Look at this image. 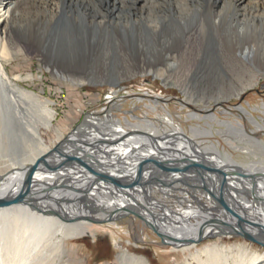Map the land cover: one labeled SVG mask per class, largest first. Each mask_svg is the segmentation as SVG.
<instances>
[{
	"label": "bare ground",
	"instance_id": "bare-ground-1",
	"mask_svg": "<svg viewBox=\"0 0 264 264\" xmlns=\"http://www.w3.org/2000/svg\"><path fill=\"white\" fill-rule=\"evenodd\" d=\"M38 1L53 15L56 27L67 13L63 0L61 4ZM248 2L231 0L229 4L236 13ZM16 4L15 0H0V198L11 200L0 204V264H63L68 239L89 234L100 220L132 213L166 237H161L167 243L162 245L185 253L184 264H264V251L253 248V243L264 246V139L259 136L264 124L249 117L256 125L249 128L238 118L222 119L209 112L204 117L189 114L190 118L205 119L209 126L192 125L189 133L174 124L170 113L165 118L169 130L159 129L150 119H144L145 127L126 119L125 127L113 112L104 113V108L72 133L70 148L64 144L50 148L41 129L51 126L57 115L52 102L20 84V80L32 79L31 73L12 75L4 63L23 52L19 42L7 38L5 30ZM259 6L264 7V0L244 14L256 18ZM247 52L242 56L245 60L251 55ZM50 69L58 78L83 83L78 77ZM166 69L158 68L156 73L165 75ZM114 93L107 97L112 103L109 109L119 103ZM239 109L249 114L243 107ZM261 111L264 113V105ZM223 112L228 115L229 111ZM9 120L20 128L19 151L8 143ZM214 123L225 128H214ZM214 129L235 150L253 156L252 161L239 163L225 147L220 149V141L208 139L204 144V139H199L213 136ZM33 166L37 167L26 192ZM211 167L220 173L206 171ZM108 174L117 177L112 180ZM174 189L184 190L176 195L179 206L167 199ZM158 191L162 195L158 196ZM20 196L22 199L15 201ZM47 203L51 206H45ZM214 220L225 221L232 228L213 225ZM235 229L251 238L243 236L245 242L235 245L216 242L198 247L205 239L240 235ZM115 264L149 261L124 249Z\"/></svg>",
	"mask_w": 264,
	"mask_h": 264
},
{
	"label": "rangeland",
	"instance_id": "rangeland-1",
	"mask_svg": "<svg viewBox=\"0 0 264 264\" xmlns=\"http://www.w3.org/2000/svg\"><path fill=\"white\" fill-rule=\"evenodd\" d=\"M16 1L15 14L5 30L10 41L21 44L23 52L4 63L12 75L31 73L33 78L20 80V84L52 102L57 115L51 126L41 129L50 148L61 144L70 148L72 133L104 108V113L113 112L125 127L126 119L140 127H145L144 119H150L159 129L169 130L165 118L170 113L174 124L189 133L192 125L209 128L205 119L190 118L189 114L204 117L209 112L222 119L238 118L249 128H256L249 117L264 124V7L256 8V18L244 14L251 12L258 0H249L236 13L229 4L231 0H63L67 13L56 27L53 15L38 0ZM53 2L61 4L62 0ZM66 25L87 31L101 46L98 58L91 63L95 70L89 75L105 82L110 81L109 76H117L116 86L92 87L84 71L65 72L49 64L46 52L51 34H61ZM247 51L251 52L249 60L242 57ZM48 67L78 77L83 83L58 78ZM158 68H167L165 75L157 74ZM114 91L119 103L109 109L112 103L107 97ZM221 127L225 128L214 123V128ZM18 129L8 121V143L16 151L21 146ZM259 136L264 139V133ZM199 139H204V144L208 139L220 141V149L225 147L239 163L253 159L231 147L215 129L213 136ZM183 191L174 189L167 199L179 206L176 195ZM157 195H162L161 191ZM202 200L208 203L205 197ZM95 225L89 234L68 239L63 264H115L124 249L147 257L149 264L185 262L186 254L164 246L167 243L158 232L137 214L119 215ZM216 242L235 245L244 243L245 238H209L200 241L198 247ZM253 248L264 251L258 243H253Z\"/></svg>",
	"mask_w": 264,
	"mask_h": 264
},
{
	"label": "water",
	"instance_id": "water-1",
	"mask_svg": "<svg viewBox=\"0 0 264 264\" xmlns=\"http://www.w3.org/2000/svg\"><path fill=\"white\" fill-rule=\"evenodd\" d=\"M67 26V25H66ZM64 28V32L57 35L51 34L50 41L51 44L47 49L46 55L48 56L46 59H48L49 64L51 66H56L58 69L63 70L65 72H85L86 76H89V86L92 87H100L104 85H111L116 84L117 76H109L110 81L105 82L103 80H99V78L93 76V68L91 66V63L94 62L98 56L99 51L101 50V46L97 43L91 35L87 33V31L82 30L81 28L74 29L73 27H66ZM45 52V51H44ZM91 73V75H89ZM95 75V74H94ZM78 161H83L82 159H77ZM193 166H197L196 163H194ZM37 166H33L30 168L29 175L26 179V192L29 191V185L32 177L33 171L36 169ZM206 171L209 172H215L217 174L220 173V170H216L214 168H206ZM106 177V176H105ZM108 177L111 179L116 178L117 176H114L112 174H108ZM112 179V180H113ZM22 199V196L17 197L15 201H19ZM222 199V198H221ZM11 200L7 199H1L0 198V204H8ZM224 203V206L231 210L227 204ZM213 225H217L219 227H228L232 228V226L225 222V221H213ZM154 230H156L154 228ZM157 231V230H156ZM235 232L247 237L251 238L250 234L247 232H242L237 229H235ZM161 237L165 240L166 237L162 235L160 232H158Z\"/></svg>",
	"mask_w": 264,
	"mask_h": 264
}]
</instances>
